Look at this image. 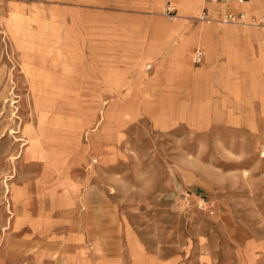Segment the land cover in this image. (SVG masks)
Instances as JSON below:
<instances>
[{
    "label": "rangeland",
    "instance_id": "1",
    "mask_svg": "<svg viewBox=\"0 0 264 264\" xmlns=\"http://www.w3.org/2000/svg\"><path fill=\"white\" fill-rule=\"evenodd\" d=\"M62 1L0 0V264H247L257 248L264 264V82L250 88L219 77V91H150L160 66L152 77L140 68V77L129 61L99 58L98 45L69 28L48 41L46 64L38 60L53 79L37 81L40 91L39 73L25 64L34 31L12 12L37 10L66 36ZM244 16L243 24L219 22H256ZM115 71L136 90L110 89L105 78ZM165 97L182 105L167 119ZM31 133L41 135L44 159L32 157ZM63 171L76 204H52Z\"/></svg>",
    "mask_w": 264,
    "mask_h": 264
},
{
    "label": "crops",
    "instance_id": "2",
    "mask_svg": "<svg viewBox=\"0 0 264 264\" xmlns=\"http://www.w3.org/2000/svg\"><path fill=\"white\" fill-rule=\"evenodd\" d=\"M233 1L65 0L61 2L57 14H60V18L65 17L66 36L57 33L52 25L42 23L41 14L37 10L31 16H26L22 10L17 9H14L12 13L26 21L21 25L23 30L34 31L29 38L33 49L27 50L29 52L27 56L34 61L36 72L39 73L36 80L41 83L47 77L52 79L46 71H38V60L45 63L43 53L44 49L49 47L48 41L52 43L62 40V37H68L69 28H72L76 33L82 32V36L88 35L90 44L98 45L99 54H101L99 58L122 61V64L123 61H129L126 64L137 66L140 77L142 76L140 68L148 66L149 73V69H152V74H149L152 77L156 67L160 65L161 72L165 76L162 74L160 79L155 78L154 81H150L147 90L160 88L181 92L189 89L191 92L192 86H201L203 91L209 89L219 91V89L222 90L216 82V78L219 77L230 82L232 86L246 84L251 88L253 83L264 82V28H262L264 0H242L237 6ZM169 10L175 13L174 19H170ZM205 11L209 13L214 23L194 20ZM227 13H243L256 22H251L247 28L220 25L219 21ZM55 16L53 14V17ZM81 41L86 42L83 39ZM200 51L204 53V59L200 65H197L195 59ZM229 51H235L237 63L229 62L227 57ZM91 58L96 57L91 55ZM66 69H68L66 74L71 75V64L67 63ZM166 75L174 78L169 82ZM105 80L110 89L126 88L127 91H132L136 85L132 81L126 82L125 75L117 71L106 76ZM217 96L219 94H216L213 100L218 99ZM253 100L261 102L259 97L251 99L250 102ZM162 105L160 115L165 119L182 108L181 105L180 108L175 109L179 102L171 97H165ZM208 107L212 106L209 104ZM210 118L209 115V124ZM226 124L233 126L228 122ZM54 126L56 128L58 124ZM87 128L89 127L84 122L76 132L77 137H81L88 130ZM40 137L41 135L38 134L35 137L38 144L32 152V157L38 160L46 156L43 154ZM51 138L55 139L54 136ZM94 158L97 159V157ZM62 174L66 177L51 185L53 190L60 189L62 192L52 204L58 205L62 201L78 203L76 198L78 189L71 185L68 172L63 171ZM46 217L52 224L51 217L47 215ZM68 220L67 217L64 219L68 224L71 223ZM74 225L78 223L74 222ZM260 252L261 250L257 248L252 257L246 251H242V256L243 259L249 256H247V264H259L257 256L259 257Z\"/></svg>",
    "mask_w": 264,
    "mask_h": 264
},
{
    "label": "built area",
    "instance_id": "3",
    "mask_svg": "<svg viewBox=\"0 0 264 264\" xmlns=\"http://www.w3.org/2000/svg\"><path fill=\"white\" fill-rule=\"evenodd\" d=\"M168 14H169L170 18H173V16H175V13L171 10H169ZM210 18L211 17L209 15V13L205 11L199 16L198 20L199 21H208ZM224 20H225V22L231 23V24H235V23L236 24H243V23H245V16L243 13H239V14L227 13L224 15ZM203 59H204V53L202 51H200V53H198L196 55V59H195L196 64H201L203 62Z\"/></svg>",
    "mask_w": 264,
    "mask_h": 264
},
{
    "label": "bare ground",
    "instance_id": "4",
    "mask_svg": "<svg viewBox=\"0 0 264 264\" xmlns=\"http://www.w3.org/2000/svg\"><path fill=\"white\" fill-rule=\"evenodd\" d=\"M240 1V0H239ZM201 15V14H200ZM198 18H199V16L198 17H196V18H194L195 20H198ZM211 22V21H210ZM212 23V22H211ZM225 23H227V22H225ZM22 47H24L23 45H21V47H19V48H22ZM24 59V58H23ZM26 64V70H27V72H29V73H31L32 71H37L36 70V67L34 66V64L32 63V60L30 59V58H28L27 59V63H25ZM160 66V65H159ZM159 68H161V67H159ZM37 73V72H36ZM145 74V73H144ZM46 80H45V85H51V84H53L52 83V79H50V77H47V78H45ZM39 83L37 82V80L34 82V85L35 86H37V87H39V89H40V91L41 90H43V89H41L40 88V85H38ZM51 86H53V85H51ZM46 90V89H45ZM46 95V94H45ZM41 100H42V97H41ZM42 102H43V100H42ZM241 102V101H240ZM241 104V103H240ZM222 107V106H221ZM241 108V107H240ZM37 136V133H31V135L29 134V138L30 139H32V140H35V137ZM38 143H36L35 142V144H34V147H36V145H37ZM11 188V187H10ZM9 192V191H8Z\"/></svg>",
    "mask_w": 264,
    "mask_h": 264
}]
</instances>
